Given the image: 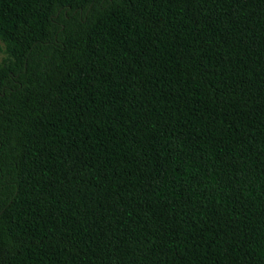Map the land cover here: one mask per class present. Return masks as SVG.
Masks as SVG:
<instances>
[{
    "label": "trees",
    "instance_id": "1",
    "mask_svg": "<svg viewBox=\"0 0 264 264\" xmlns=\"http://www.w3.org/2000/svg\"><path fill=\"white\" fill-rule=\"evenodd\" d=\"M0 264H264V0H0Z\"/></svg>",
    "mask_w": 264,
    "mask_h": 264
},
{
    "label": "rangeland",
    "instance_id": "2",
    "mask_svg": "<svg viewBox=\"0 0 264 264\" xmlns=\"http://www.w3.org/2000/svg\"><path fill=\"white\" fill-rule=\"evenodd\" d=\"M2 48H3V43H2V41L0 40V61H1V59L5 56V54H4L3 51H2Z\"/></svg>",
    "mask_w": 264,
    "mask_h": 264
}]
</instances>
